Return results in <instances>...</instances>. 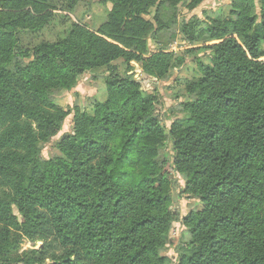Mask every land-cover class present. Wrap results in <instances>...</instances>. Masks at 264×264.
<instances>
[{
    "label": "trees",
    "instance_id": "16d2710c",
    "mask_svg": "<svg viewBox=\"0 0 264 264\" xmlns=\"http://www.w3.org/2000/svg\"><path fill=\"white\" fill-rule=\"evenodd\" d=\"M99 1L109 11L100 31L76 23L66 39L29 50L20 31L51 21L49 0H0V264H169L161 250L178 222L190 238L177 264H264V0H232L235 18L205 28L183 24L209 52L169 134L155 90L145 97L134 72L160 81L178 68L168 50L147 54L155 24L146 18L184 0ZM122 57L123 75L112 65ZM103 67L107 100L77 110L58 155L45 159L42 145L71 113L58 93ZM151 134L160 147L142 145ZM138 144L156 153L139 173L130 166ZM173 191L196 200L186 216ZM36 240L41 249L21 248Z\"/></svg>",
    "mask_w": 264,
    "mask_h": 264
},
{
    "label": "rangeland",
    "instance_id": "374dc122",
    "mask_svg": "<svg viewBox=\"0 0 264 264\" xmlns=\"http://www.w3.org/2000/svg\"><path fill=\"white\" fill-rule=\"evenodd\" d=\"M215 1L216 5L211 0H203L196 8H191V10L189 7L192 0H184L177 8L165 3L158 12L155 8L156 13L153 12L152 15L146 18L155 24L154 35L147 39V54L150 55L165 49L172 52L180 61L178 68L171 69L168 75L160 81L145 73L134 72L136 81L143 87L145 97L155 90L158 98L155 115L160 126L166 129L167 134L170 133L174 121L182 117V106L189 99L188 84L196 81L199 77L198 60L204 58L205 54L209 52L204 49L208 44L206 41L186 39L182 34L183 24L198 20L194 23L199 22L200 28H205L206 23L208 24L214 19L235 18L231 15V3L226 2V0ZM259 2H256L258 6ZM49 5L53 17L43 29L39 31H20L19 39L23 49L32 50L44 42L55 43L66 39L76 23H82L96 31H100L108 21V8L99 0H49ZM156 16H159L158 18L162 24L161 28L155 20ZM28 62L29 60H25L26 64ZM112 65L122 75L125 74L128 68L123 57L113 62ZM108 75V67L89 70L81 75L74 89L69 92L58 93V98L63 101L65 109L71 113L64 122L62 133L49 143L42 145V155L45 159L58 155L56 142L71 132L77 110L90 113L93 110L95 101L103 102L107 100ZM141 142L142 145L161 146L160 139L152 134L148 138H142ZM142 145H137L136 158L130 163V166L135 168L138 173L148 164V159L156 154H151ZM170 152V146H168L163 150L160 160L168 161ZM174 177L177 178V182H179L182 189H186L182 176L176 174ZM172 195L176 207L180 210L182 216H186L196 200L190 199L188 194H181L179 191H173ZM185 231L186 229L181 223L178 222L173 225L170 233L171 241L166 248L161 250V254L170 259L169 264H177V249L180 240L190 238ZM43 244L42 240L25 241L21 248L23 250H39Z\"/></svg>",
    "mask_w": 264,
    "mask_h": 264
},
{
    "label": "crops",
    "instance_id": "0c3cea01",
    "mask_svg": "<svg viewBox=\"0 0 264 264\" xmlns=\"http://www.w3.org/2000/svg\"><path fill=\"white\" fill-rule=\"evenodd\" d=\"M211 2H213V4H215L216 5V1L214 2V0H211ZM226 2H228V3H231L232 2V0H226ZM255 2H259V0H255Z\"/></svg>",
    "mask_w": 264,
    "mask_h": 264
}]
</instances>
